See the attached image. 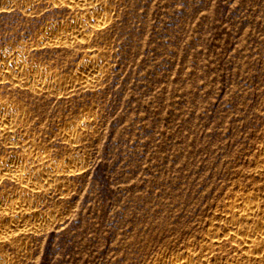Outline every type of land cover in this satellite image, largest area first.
Wrapping results in <instances>:
<instances>
[{"label": "rangeland", "instance_id": "1", "mask_svg": "<svg viewBox=\"0 0 264 264\" xmlns=\"http://www.w3.org/2000/svg\"><path fill=\"white\" fill-rule=\"evenodd\" d=\"M108 1L110 20L90 42L106 63L94 87L0 88L26 115L20 153L32 139L30 149L74 169L32 204L47 213L42 227L20 232L19 242L0 239V253L8 264H160L197 247L208 252L202 264H264V249L250 260L222 234L242 195L257 203L254 219L264 217V0ZM6 2L0 48L26 43L35 60L70 76L86 42L34 43L46 23L76 10ZM82 112L90 120L71 149L60 132ZM9 179L0 191L16 196Z\"/></svg>", "mask_w": 264, "mask_h": 264}, {"label": "bare ground", "instance_id": "2", "mask_svg": "<svg viewBox=\"0 0 264 264\" xmlns=\"http://www.w3.org/2000/svg\"><path fill=\"white\" fill-rule=\"evenodd\" d=\"M16 1L18 2V0H7L6 5L8 4L7 6H9L11 2L14 3ZM32 1L20 0V3L24 9H27ZM53 1L60 4L64 3L65 7L75 9L76 11L69 18L46 23L41 28L37 42L34 44L36 46L47 44L48 46H59L60 48L75 50L77 46L85 45L84 43L86 42L89 52H85L73 63V66L70 68V76L66 77L60 74L59 71L35 60L31 56V45L13 43L8 47L0 48V88L8 86L13 89H24L32 93L54 92L62 94L68 93L70 90L80 86L94 87L98 79L105 72V54L101 52L102 50H93V44H90V42L92 43L93 34L104 28L110 20L107 12L111 8L109 1ZM25 116L24 109L20 103L11 98L0 97V143H3L6 151L5 154H7V156H4L5 154L0 155V186L5 178H10L17 185L16 188L18 187L17 193L19 192L18 195L16 193V196H12L8 192L0 191V239H8L9 241V239L14 238L18 242V239H21L18 238L20 232L25 233L32 229L37 230L42 227L44 218H46L47 213L42 212V209L41 212L38 209H31L32 204L34 206L39 200L37 199V195L39 196L40 192H49L60 188L64 177L74 170H70L67 166H64L65 163H61V159L58 160L54 156H50L49 153V155L43 153L42 149V151L30 149L33 143H35V140L32 143V139H29L31 146H25L27 148L22 150V152H25L20 153V149H17V144L19 142L24 143L29 136L25 131L27 129L23 128ZM89 117L90 114L82 112L78 115L79 120L77 122L71 123L72 125L70 126L62 127L63 129L60 132L62 134L61 139L67 141V145L71 149L75 148L77 142H80L81 128L86 123H89ZM23 143L22 147H24ZM38 148H40V145ZM66 152L68 153L69 151ZM67 155L66 157L71 162L76 158L75 155L77 154L74 155L70 152ZM66 157L65 159H67ZM240 198H242L240 199L241 201L243 200L242 207L241 205L240 208L231 207L229 209L227 207L230 212L229 214L227 213V223L225 224L224 222L222 234L227 239L233 240L235 248L243 255L248 256L250 260L258 259L260 252L264 249V217L258 218L257 216V219H254L252 215L254 209L259 207L256 206L257 203H255V200L250 195L245 194L240 196ZM235 203L238 204L237 202ZM257 210L255 211L257 212ZM47 217L49 218V216ZM254 221L256 224L241 225L242 222ZM24 233L22 234L24 235ZM215 234L210 236L212 238H210V242H214L219 237L217 232ZM255 237H258V239H255ZM188 251L187 254L184 253V255L177 257L168 254L160 260V264H202V256H207L208 253L197 249V247H193V249ZM8 257L0 253V264H8ZM261 258L262 256L259 259ZM206 261L208 262V260Z\"/></svg>", "mask_w": 264, "mask_h": 264}]
</instances>
